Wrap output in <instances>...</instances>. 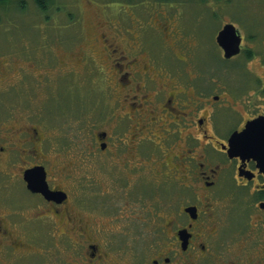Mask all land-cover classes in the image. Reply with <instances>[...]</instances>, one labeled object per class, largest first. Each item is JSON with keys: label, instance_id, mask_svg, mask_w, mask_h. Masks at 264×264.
Here are the masks:
<instances>
[{"label": "flooded vegetation", "instance_id": "af4514ba", "mask_svg": "<svg viewBox=\"0 0 264 264\" xmlns=\"http://www.w3.org/2000/svg\"><path fill=\"white\" fill-rule=\"evenodd\" d=\"M258 3L263 1L250 6L254 9ZM201 4L204 14L217 23L212 32L215 60H220L218 51L220 61L240 57L236 63L241 66L261 58L263 80L256 72H247L244 84L255 103L240 95L238 106L219 95L212 97L211 106L191 101V78L175 64L177 59L186 61L177 58V46L171 41V34L178 35L181 29L176 19L150 18L145 28L139 18L130 22L135 18L133 10L104 12L108 28L96 23L103 31L87 35L79 29L59 39L56 46L69 60H62L54 42L45 38L42 63L26 56L37 65L29 62L18 72L26 73L20 82L32 90L42 83L47 92L51 77L64 82L77 67L92 74L102 84L104 120L114 123L108 125L110 131L90 124L87 146L67 156L62 140L47 132L54 119L46 105L44 118L39 113L34 116L36 123L0 128V264H10L12 259L11 264H264V132L253 135L258 137L252 141L258 144L256 150L244 148L252 143L242 137L248 122L264 117V11L236 17L238 25L248 29L246 41L237 23L222 19L223 1ZM116 14L129 24L119 27L110 21ZM226 24L234 25L241 38L239 53L228 59L216 42ZM12 51L16 52H0V81L11 64L14 67ZM238 76L245 81L242 73ZM39 124L44 125V138ZM233 135L235 142L230 140ZM85 159L88 166L81 163ZM35 166L43 167L48 189L58 195L46 198L26 188L24 171ZM88 170L93 177L89 184L79 178ZM162 172L173 178L176 187H160L164 200H170L163 212L148 210L163 234L158 250L148 252L147 244L140 243L129 247L126 241L115 244L107 237L114 244L104 243V228L96 222L90 227L87 222L92 220L87 217L105 214L110 221L117 219L112 213L114 186L128 188L130 201L123 208L135 211L130 214L133 219L144 213L140 210L145 195L131 191L142 173H150L155 187L147 200L162 203L155 193V184L164 182ZM17 189L24 191L26 199L18 198ZM34 243L42 249L36 262L31 254Z\"/></svg>", "mask_w": 264, "mask_h": 264}, {"label": "rangeland", "instance_id": "374dc122", "mask_svg": "<svg viewBox=\"0 0 264 264\" xmlns=\"http://www.w3.org/2000/svg\"><path fill=\"white\" fill-rule=\"evenodd\" d=\"M200 1L204 2L205 0H49L45 10L38 7L33 0H6L0 3V52L8 53L10 50H16V52L12 51L9 54L11 63L14 61V67L11 64L8 75L0 81V128L5 126L17 128L26 123H36V120L33 121L34 116L39 113L44 118L46 105L49 112L52 113L49 115L54 119V123L52 122L53 124L47 129V132L51 138L58 136L62 140L67 149L66 156L87 146L90 124L97 125L101 129L111 130L112 126L108 125L114 122L104 120L107 111L104 105L105 96L99 89L102 84L97 82L92 74L89 75L84 69L77 67V72L72 76H66L68 78L64 82L59 83L58 77H51L49 80L51 82L50 89L44 93V84L42 83L37 84L35 90L22 85L20 82L21 75L26 77V73L18 72V67L28 66L29 62L35 64L34 61L26 58L27 55H30L37 62L42 63L44 61V38L49 43L54 42V46H56L59 39L66 38V35L72 34L75 30L79 32V29H82L88 35L91 31L95 33L99 24L108 28V20L102 13L114 10L120 12L133 10L135 18L133 17L130 22L139 18L141 27L145 28L148 27L147 22L150 21V18L176 19L181 29L178 35L177 33L171 34V41L173 39L177 46L174 49L177 58H186V61L177 59L175 64L178 69L185 70L186 77L191 78V85L188 88L191 94L188 96L190 99L192 98L191 101H201L207 106H211L209 102L213 100L212 97L219 95L230 100L232 106L234 103L238 106L239 98L237 96L240 95V97L250 98V102L255 103L252 97L253 93L244 90V84L248 83L247 72L254 71L261 79L263 78L261 58L257 57L253 64L248 62L245 64L244 61L243 66H241V62L240 64L236 63L240 57L226 63L220 61L223 59L220 51H218L217 55L220 60H215L216 43L215 34L212 35V32L217 23L208 14H204ZM221 1L224 2L220 10L222 19L224 22L237 23L236 25H238L236 17L241 16L242 12L253 15L264 11V0H262L263 3H258L254 9L251 7L252 3L259 0ZM110 21L118 24L119 27L129 24L119 14L111 16ZM238 28L241 33L246 34V41L249 40L248 29L244 28L245 31L240 25ZM253 44L257 45L256 43ZM54 49L56 53H60L62 60L68 59L63 49L57 46ZM205 66H210V68L206 69ZM42 72L44 71L42 70ZM240 73L244 75L245 81L238 80ZM220 104L222 106L225 103L221 102ZM9 110L11 111L7 113ZM38 126L40 127L39 132L44 138V125L39 124ZM1 132L4 134L3 130ZM158 150L163 156L162 148ZM81 163L88 166L86 159ZM91 176L92 174L88 170L86 173L80 174L79 178L82 182L89 184L93 181ZM159 176L164 180L161 185L159 181L155 184L158 189L155 192L157 198L159 195L163 198L160 204L155 202L153 198L147 200L155 189L150 173H142L134 180L131 191L134 194L143 193L145 195V201L140 210L144 213L137 218L133 219L130 215L135 211L130 213L123 208L125 203L130 201L128 188H115V186L111 190L116 193L114 200L116 208L112 213L117 219L110 221V218L105 214L104 217L99 216L100 218L91 217V215L87 217V220H92L87 222L90 227L92 222H96L95 226L104 228L105 236L102 234L104 243L114 244L113 241L106 239L107 237L115 240V244L126 241L129 247L137 246L140 243L147 244L148 252L158 250V244L162 241L163 234L159 228L160 223L158 222L157 228L153 220L154 217L148 213V210L158 208L159 211L163 212L170 200H164L166 196H164L162 188L176 187L172 177L163 172ZM16 193L18 198L26 199L27 197L22 189H17ZM13 199L15 200V192ZM1 202L4 203V200ZM33 214L34 212H32ZM33 245L34 250L31 254L35 260L33 262H36L35 257L40 258L42 249L39 243ZM47 246L52 247L48 244ZM57 251L59 252L61 249L59 248ZM20 255H24V252H20ZM49 256L51 255L49 254ZM12 261L13 259L10 260V264Z\"/></svg>", "mask_w": 264, "mask_h": 264}, {"label": "water", "instance_id": "95a60500", "mask_svg": "<svg viewBox=\"0 0 264 264\" xmlns=\"http://www.w3.org/2000/svg\"><path fill=\"white\" fill-rule=\"evenodd\" d=\"M225 34L230 36V42L227 44V46L223 42ZM216 42L222 49L223 57L226 59L238 54L240 51L241 38L238 35L234 25L232 24H226L225 26H223V28L218 32L216 36ZM259 132H264V117L248 122L245 126L242 137H246V139L250 140L252 143L253 140L258 139V137L253 136L254 133ZM230 140L232 142H235V135H233ZM257 145L258 144L255 145L254 143H252V145L250 146L244 145V148L248 150H256L258 149ZM33 177H39L40 183H34ZM23 179L26 182V188L33 193H40L46 198H52L55 194L58 195V193L51 192L48 189L45 182L44 169L41 166H35L33 168L25 170Z\"/></svg>", "mask_w": 264, "mask_h": 264}, {"label": "trees", "instance_id": "16d2710c", "mask_svg": "<svg viewBox=\"0 0 264 264\" xmlns=\"http://www.w3.org/2000/svg\"><path fill=\"white\" fill-rule=\"evenodd\" d=\"M4 1H6V0H0V3L4 2ZM33 1L38 7L42 8V10H45L46 6H47V2L49 0H33Z\"/></svg>", "mask_w": 264, "mask_h": 264}, {"label": "snow or ice", "instance_id": "6c2138e0", "mask_svg": "<svg viewBox=\"0 0 264 264\" xmlns=\"http://www.w3.org/2000/svg\"><path fill=\"white\" fill-rule=\"evenodd\" d=\"M223 42H224L225 45L227 46V44L230 42V36L227 35V34H225V35H224ZM33 182H34V183H40V179H39V177H33ZM262 205H264V204H262ZM262 205H261V207H262Z\"/></svg>", "mask_w": 264, "mask_h": 264}]
</instances>
